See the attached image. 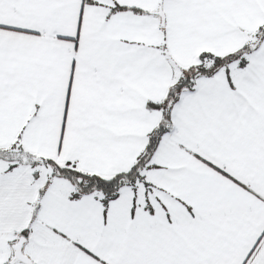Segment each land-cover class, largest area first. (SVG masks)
I'll list each match as a JSON object with an SVG mask.
<instances>
[{
  "label": "snow or ice",
  "instance_id": "snow-or-ice-1",
  "mask_svg": "<svg viewBox=\"0 0 264 264\" xmlns=\"http://www.w3.org/2000/svg\"><path fill=\"white\" fill-rule=\"evenodd\" d=\"M0 264H264V0H0Z\"/></svg>",
  "mask_w": 264,
  "mask_h": 264
}]
</instances>
